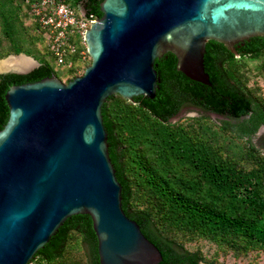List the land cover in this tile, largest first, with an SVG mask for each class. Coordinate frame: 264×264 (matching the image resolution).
<instances>
[{
	"label": "trees",
	"instance_id": "obj_1",
	"mask_svg": "<svg viewBox=\"0 0 264 264\" xmlns=\"http://www.w3.org/2000/svg\"><path fill=\"white\" fill-rule=\"evenodd\" d=\"M65 1L81 16L80 5L86 17L103 15L102 0ZM32 2L0 0V32L8 40L5 45L0 37V58L26 52L12 32L13 19L43 55L29 73H0V129L9 118L5 95L11 85L40 80L58 69L67 82L82 75L92 60L89 54L82 60L80 51L87 46L76 32L71 38L77 49L67 55L73 66L59 65ZM28 18H33L31 24ZM236 47L239 57L222 43H207L205 68L212 85L179 71L177 57L168 52L155 61L160 81L154 98L127 100L114 94L102 106L123 208L162 251L159 264L208 263L203 241L215 244V253H233L234 258L264 251V152L253 140L264 126V37ZM186 105L225 119L218 123L202 115L172 121ZM193 243L194 248L187 246ZM30 264H100L91 216L69 217Z\"/></svg>",
	"mask_w": 264,
	"mask_h": 264
},
{
	"label": "water",
	"instance_id": "obj_2",
	"mask_svg": "<svg viewBox=\"0 0 264 264\" xmlns=\"http://www.w3.org/2000/svg\"><path fill=\"white\" fill-rule=\"evenodd\" d=\"M79 9L86 16L85 7ZM100 10L103 15L85 33L92 60L82 75L65 82L52 74L6 92L0 264H30L78 214L92 218L100 264H159L162 251L123 208L102 106L114 94L154 98L160 81L155 61L168 52L177 57L179 71L212 85L205 68L209 41L239 57L240 42L264 37V0H102ZM21 55L32 60L29 68L0 73L25 74L41 64L26 53L7 57ZM190 114L225 119L187 105L172 121Z\"/></svg>",
	"mask_w": 264,
	"mask_h": 264
},
{
	"label": "built area",
	"instance_id": "obj_3",
	"mask_svg": "<svg viewBox=\"0 0 264 264\" xmlns=\"http://www.w3.org/2000/svg\"><path fill=\"white\" fill-rule=\"evenodd\" d=\"M32 11L38 17L40 26L48 31L52 40L51 48L56 55L58 64L73 66V61H67L69 50L76 51L77 44L72 41V36L77 32L82 36V43L87 46L85 40L86 30L97 18L79 15L76 10L65 0H34ZM82 60L88 59V49L80 51Z\"/></svg>",
	"mask_w": 264,
	"mask_h": 264
},
{
	"label": "rangeland",
	"instance_id": "obj_4",
	"mask_svg": "<svg viewBox=\"0 0 264 264\" xmlns=\"http://www.w3.org/2000/svg\"><path fill=\"white\" fill-rule=\"evenodd\" d=\"M32 21H33V18H28L27 23L31 24ZM12 22H13L12 32L15 35L16 41L23 46V48L26 52L31 53V56L35 57L39 61H42L43 55L40 54L38 51L36 52V50L34 49V46H31L30 41H29L30 38L28 37L27 32L23 29V27L16 20L13 19ZM4 33L5 32H3V33L0 32V37L2 38L3 44L7 45L8 40L3 38ZM26 52H20V53H26ZM11 54H14V53H11ZM7 56L1 57V58H7ZM88 64H89V62L85 63V66H87ZM56 75L60 78H64L65 72L63 70L58 69V72ZM257 80H259L261 83H263V79L261 76H257ZM263 92H264V89H263ZM198 116H202V115L201 114H194V115L190 114V115L179 117V119L183 118V117H198ZM212 119L215 122L221 123V120H218L215 118H212ZM253 140L257 145L263 147L262 150L264 152V128L255 134ZM203 242L204 243H200V244L202 246L203 252L205 253L206 257L209 259L207 264H209V262H211V261L218 262V264H223V263H225V264H234V263L235 264H264V251L263 250H258V251H254V252L251 251L248 254L240 255V258H236V257L234 258L235 254H233V253L224 252V251L222 252V255L215 253V247H214V246H216L215 244H212V247H210L206 241H203ZM195 245L196 244L193 243L191 245L188 244L187 246L189 248H194ZM77 251L78 250L76 247L74 249H72V252H73L72 258H75L74 255H77ZM210 264H212V263H210Z\"/></svg>",
	"mask_w": 264,
	"mask_h": 264
},
{
	"label": "bare ground",
	"instance_id": "obj_5",
	"mask_svg": "<svg viewBox=\"0 0 264 264\" xmlns=\"http://www.w3.org/2000/svg\"><path fill=\"white\" fill-rule=\"evenodd\" d=\"M32 65V60L24 55L10 56L0 62V69H7L10 67L27 69Z\"/></svg>",
	"mask_w": 264,
	"mask_h": 264
},
{
	"label": "flooded vegetation",
	"instance_id": "obj_6",
	"mask_svg": "<svg viewBox=\"0 0 264 264\" xmlns=\"http://www.w3.org/2000/svg\"><path fill=\"white\" fill-rule=\"evenodd\" d=\"M20 69V68H19ZM187 106V105H186ZM185 107V106H184Z\"/></svg>",
	"mask_w": 264,
	"mask_h": 264
}]
</instances>
